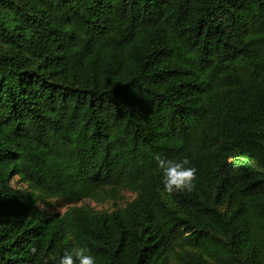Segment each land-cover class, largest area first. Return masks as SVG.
Returning <instances> with one entry per match:
<instances>
[{"label":"trees","instance_id":"obj_1","mask_svg":"<svg viewBox=\"0 0 264 264\" xmlns=\"http://www.w3.org/2000/svg\"><path fill=\"white\" fill-rule=\"evenodd\" d=\"M156 155L194 189L165 191ZM74 246L264 264V0H0V264Z\"/></svg>","mask_w":264,"mask_h":264},{"label":"clouds","instance_id":"obj_2","mask_svg":"<svg viewBox=\"0 0 264 264\" xmlns=\"http://www.w3.org/2000/svg\"><path fill=\"white\" fill-rule=\"evenodd\" d=\"M158 167L162 170L163 188L165 191L172 192H191L195 187L197 179V169L195 167H186L190 164L189 159L174 161L164 158L160 155L155 156ZM37 252L36 248L32 253ZM90 253L86 246H74L71 249H65L63 255L59 257L55 264H96L95 257Z\"/></svg>","mask_w":264,"mask_h":264},{"label":"rangeland","instance_id":"obj_3","mask_svg":"<svg viewBox=\"0 0 264 264\" xmlns=\"http://www.w3.org/2000/svg\"><path fill=\"white\" fill-rule=\"evenodd\" d=\"M133 197H134L133 193L126 192V199L131 200ZM79 204H89L98 210L113 209L115 205L113 201L97 202L94 200H85L80 202ZM121 204H124V202H122ZM71 205L72 204L63 202L60 198H54V199H49L46 203H41L40 208L47 212L64 213Z\"/></svg>","mask_w":264,"mask_h":264}]
</instances>
